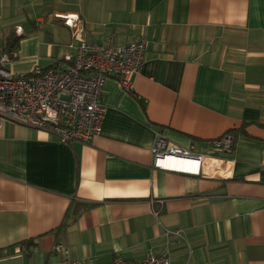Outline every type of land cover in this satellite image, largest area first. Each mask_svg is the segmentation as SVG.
Instances as JSON below:
<instances>
[{"label":"crops","instance_id":"obj_1","mask_svg":"<svg viewBox=\"0 0 264 264\" xmlns=\"http://www.w3.org/2000/svg\"><path fill=\"white\" fill-rule=\"evenodd\" d=\"M66 15L86 40L144 38V61L130 91L105 80L87 143L2 123L0 264H62L57 243L82 264L166 245L171 264H264V0H0L7 67H61ZM156 133L203 155L201 174L153 167ZM226 133L233 152L213 151Z\"/></svg>","mask_w":264,"mask_h":264},{"label":"built area","instance_id":"obj_2","mask_svg":"<svg viewBox=\"0 0 264 264\" xmlns=\"http://www.w3.org/2000/svg\"><path fill=\"white\" fill-rule=\"evenodd\" d=\"M63 23L74 29L75 51L67 55L61 67L42 68L36 63L28 73H13L7 64L11 54L0 55V127L11 122L56 136L63 142L87 143L101 131L107 111L103 102V85L107 78L117 80L124 91L132 88V79L140 71L146 41L140 38L126 45H117L109 36L106 43H97L79 36L82 26L76 15L60 16ZM213 151L233 152L230 134L211 141ZM155 168L200 175L203 155L169 142L156 133L151 148ZM157 216L159 211H154ZM51 254L61 256L62 264H82L70 260L65 246L55 244ZM110 264H171L166 245L158 253L142 260L115 258Z\"/></svg>","mask_w":264,"mask_h":264},{"label":"trees","instance_id":"obj_3","mask_svg":"<svg viewBox=\"0 0 264 264\" xmlns=\"http://www.w3.org/2000/svg\"><path fill=\"white\" fill-rule=\"evenodd\" d=\"M17 40H18V37H6V39H5V45L6 46H11V45H13V46H15V43L17 42Z\"/></svg>","mask_w":264,"mask_h":264}]
</instances>
